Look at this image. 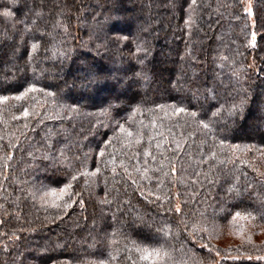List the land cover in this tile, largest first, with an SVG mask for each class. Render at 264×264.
<instances>
[{"label":"trees","instance_id":"trees-1","mask_svg":"<svg viewBox=\"0 0 264 264\" xmlns=\"http://www.w3.org/2000/svg\"><path fill=\"white\" fill-rule=\"evenodd\" d=\"M250 2L0 0V264H264Z\"/></svg>","mask_w":264,"mask_h":264},{"label":"rangeland","instance_id":"rangeland-1","mask_svg":"<svg viewBox=\"0 0 264 264\" xmlns=\"http://www.w3.org/2000/svg\"><path fill=\"white\" fill-rule=\"evenodd\" d=\"M244 8H245L246 12L250 15L251 20H253V17H252V4H251L250 0H244ZM140 18H141L140 15L136 13L132 18H130L131 23L134 24V26H136V25L138 26L139 23H140ZM106 25H107V23H106ZM109 31H111V29H109V28L106 29V27H105V28L101 29V32H99V34H106ZM216 33H218V31ZM166 44H168L169 46H172V45H170L171 43L166 42ZM166 44H165V47H162V48L161 47H158L159 48L158 49V54H159V59H160L159 62L162 63V65H164L166 63L167 57L170 56L169 55L170 52H168ZM81 58L93 60L91 57H85V55H82ZM168 58H170V57H168ZM81 71H83V70H81ZM81 71L79 70L75 74L80 75L83 78V81L84 82H85V80L86 81H91V80L101 79L100 78V74L93 75V74L84 73V72H81ZM119 72L124 73V72H122V69H120ZM58 73H59L58 75L60 77H62V78H64L65 75L68 74V72L65 71V70H59ZM121 77H122V74H121ZM160 77L161 78H165L167 76L166 75H160ZM105 78H106V76H105ZM72 81L73 82H76L74 80H72ZM130 85H132V84L131 83H127V85L126 84H123V83L122 84H117L112 89V92L109 93L110 96H111V99H114L116 97H119L118 95L120 93L124 92L125 88L128 87V86H130ZM60 87L63 90L66 89V86L63 83L60 84ZM140 88L143 89V87H140ZM256 96H257V98L254 101V103L257 106H259L258 108H259V111L260 112L258 111V112L253 113L251 115V117L249 118V120L246 122V124L244 126L240 127V130L245 135H248V136L249 135L250 136H253V134L256 131H258V130L264 131V118L261 117V112L264 115V93L261 92V91H258L256 93ZM81 103L87 104L88 103V100H86L85 97H84L82 99ZM239 220L242 221V222H244L242 219H239ZM248 224H246L247 225L246 228L244 227L245 230H248L250 228L251 225L250 224L248 225ZM251 227H253V226H251ZM230 234L234 235L235 234V231L226 230L225 231V234L224 235L222 234L224 237L222 239L216 241V243L219 244L220 246H224V247L235 244V242L237 240L234 237H232ZM259 239H262V237H259ZM231 249L235 250V248H233V247Z\"/></svg>","mask_w":264,"mask_h":264}]
</instances>
